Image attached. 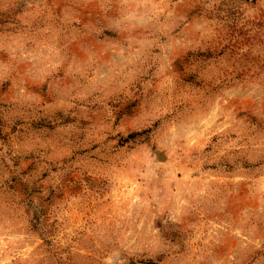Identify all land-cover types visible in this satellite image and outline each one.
<instances>
[{"label": "rangeland", "instance_id": "rangeland-1", "mask_svg": "<svg viewBox=\"0 0 264 264\" xmlns=\"http://www.w3.org/2000/svg\"><path fill=\"white\" fill-rule=\"evenodd\" d=\"M0 264H264V0H0Z\"/></svg>", "mask_w": 264, "mask_h": 264}]
</instances>
